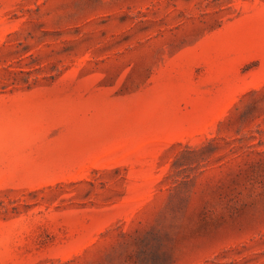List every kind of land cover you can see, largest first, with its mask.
<instances>
[{
    "label": "rangeland",
    "instance_id": "374dc122",
    "mask_svg": "<svg viewBox=\"0 0 264 264\" xmlns=\"http://www.w3.org/2000/svg\"><path fill=\"white\" fill-rule=\"evenodd\" d=\"M0 264H264V0H0Z\"/></svg>",
    "mask_w": 264,
    "mask_h": 264
}]
</instances>
